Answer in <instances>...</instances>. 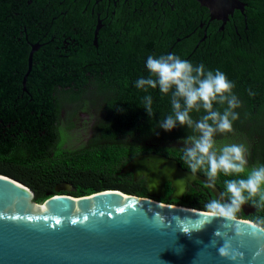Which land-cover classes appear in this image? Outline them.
Returning <instances> with one entry per match:
<instances>
[{
    "label": "trees",
    "instance_id": "trees-1",
    "mask_svg": "<svg viewBox=\"0 0 264 264\" xmlns=\"http://www.w3.org/2000/svg\"><path fill=\"white\" fill-rule=\"evenodd\" d=\"M242 1L244 15L236 12L223 32L217 34V27L209 30L212 40L193 65L202 63L207 70L218 69L235 84L233 93L241 102V107L235 110L239 119L233 123L231 133L217 134L215 139L245 143L249 148L248 165L252 167L264 164V126L259 128L257 124L264 116V0ZM3 18L4 7L0 0V174L29 187L35 203L55 195L59 184L71 187L70 191L59 194L73 197L117 189L125 194L150 198L144 178L134 180L132 174H120V171L132 158L165 144H172L168 148L175 150L174 159L189 171L182 153L177 152L181 146H176L188 135V129L177 125L165 132L157 127L159 120L171 112L170 94L162 95L158 88L145 93L131 84L133 80L130 83L119 81L117 89L108 87V92L119 93L117 100H105L109 105L106 109L111 112L109 126L94 123L93 136L97 134V137L83 142L82 134L87 133L82 125L87 122L80 120L79 110L70 112L73 121L64 125L58 117V105L78 106L81 99L83 106L81 94L99 93L98 86L94 84L86 91L85 84L72 85L63 80L43 83L30 81L28 77L23 90L20 75L26 68L27 50H21L16 40L4 39ZM138 61L143 62V55ZM17 70L19 75L15 73ZM124 85H128V89L118 88ZM249 89L254 96H249ZM145 95H151L153 100L152 117L143 108ZM117 103L120 110L116 109ZM191 115L198 119L203 112ZM197 174L206 177L203 171ZM234 178L242 177L221 174L215 186L224 193L223 181ZM167 185L165 197L156 201L207 211L206 203L216 199L203 184L196 182L188 186L181 200H170L172 189ZM246 204L252 206L254 212L245 216L240 210L236 218L252 222L264 218V207H254L252 201Z\"/></svg>",
    "mask_w": 264,
    "mask_h": 264
},
{
    "label": "water",
    "instance_id": "water-1",
    "mask_svg": "<svg viewBox=\"0 0 264 264\" xmlns=\"http://www.w3.org/2000/svg\"><path fill=\"white\" fill-rule=\"evenodd\" d=\"M195 1L220 21V30L235 11L244 12L239 0ZM128 173L134 180L145 179L150 198L117 189L73 197L59 194L71 189L59 184L55 195L35 203L29 187L0 174V264H264V233L252 236V221H226L204 210L156 201L165 197L166 184L172 189L169 199L181 200L193 182L219 199L220 190L209 186L206 177L153 153L128 161L120 174ZM241 209L245 216L254 212L247 204ZM225 241L241 254L235 261L219 256Z\"/></svg>",
    "mask_w": 264,
    "mask_h": 264
},
{
    "label": "flooded vegetation",
    "instance_id": "flooded-vegetation-1",
    "mask_svg": "<svg viewBox=\"0 0 264 264\" xmlns=\"http://www.w3.org/2000/svg\"><path fill=\"white\" fill-rule=\"evenodd\" d=\"M2 2L4 39L16 40L21 50H27L21 83L28 70L30 52L34 49L26 82L28 77L30 81L43 83L63 80L72 85L85 84L86 91L94 84L98 86L99 93L81 94L83 106L81 99L78 106L69 103L58 105V117L64 125L69 120L73 121L69 113L79 110L80 120L87 122L82 125L87 133L82 137L86 143L97 137V134L93 136L94 123L101 126L98 122H102V125L109 126L111 112L106 109L109 105L105 100H117L119 93L108 92V87L117 89L119 81L130 83L133 80L131 84H135L138 78H146L149 75L146 69L149 55L175 54L192 64L197 63L199 56L207 50V43L212 40L209 30L217 27L218 34L229 22L220 30V21L211 19L209 11L195 0ZM236 12L242 14L235 11L230 18ZM141 55L142 63L138 61ZM15 73L19 75L20 71ZM118 88L128 89V85ZM116 109H121L118 103ZM171 145L147 149L141 154L153 153L174 159L175 150L168 148ZM176 146L183 145L178 143Z\"/></svg>",
    "mask_w": 264,
    "mask_h": 264
},
{
    "label": "clouds",
    "instance_id": "clouds-1",
    "mask_svg": "<svg viewBox=\"0 0 264 264\" xmlns=\"http://www.w3.org/2000/svg\"><path fill=\"white\" fill-rule=\"evenodd\" d=\"M146 69L149 75L138 78L134 86L145 93L158 88L162 95L170 94L171 112L159 120L157 127L165 132L177 125L188 129V135L180 141L183 145L180 151L190 173L195 175L203 171L209 186H215L221 174L242 177L223 181L225 192L219 199H212L205 205L208 215L234 221L242 205L249 201L254 207H264V164L249 167V148L245 143L218 142L215 139L217 134L231 133L233 123L239 119L235 110L241 107V102L233 93L235 84L222 71L207 70L202 63L193 65L175 54L149 55ZM248 94L255 95L251 89ZM152 105L151 95H145L143 108L149 117L154 116ZM193 112H203V115L193 119ZM249 223L254 229L252 236L264 233V218ZM181 231L189 234L186 230ZM214 235L219 236L220 233L215 232ZM235 235H242L238 228ZM218 252L221 258L233 261L241 255L228 241Z\"/></svg>",
    "mask_w": 264,
    "mask_h": 264
},
{
    "label": "rangeland",
    "instance_id": "rangeland-1",
    "mask_svg": "<svg viewBox=\"0 0 264 264\" xmlns=\"http://www.w3.org/2000/svg\"><path fill=\"white\" fill-rule=\"evenodd\" d=\"M263 115H264V112H263ZM257 124H258L259 128L261 126H264V116L261 117L260 120H258V123ZM82 137L84 138L83 134H82Z\"/></svg>",
    "mask_w": 264,
    "mask_h": 264
}]
</instances>
